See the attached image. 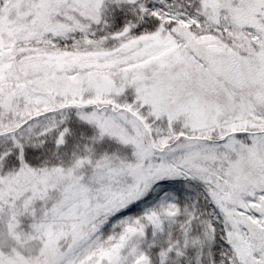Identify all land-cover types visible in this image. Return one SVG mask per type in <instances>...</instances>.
Masks as SVG:
<instances>
[{
    "label": "snow or ice",
    "instance_id": "6c2138e0",
    "mask_svg": "<svg viewBox=\"0 0 264 264\" xmlns=\"http://www.w3.org/2000/svg\"><path fill=\"white\" fill-rule=\"evenodd\" d=\"M0 264H264V0H0Z\"/></svg>",
    "mask_w": 264,
    "mask_h": 264
}]
</instances>
